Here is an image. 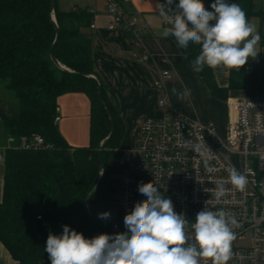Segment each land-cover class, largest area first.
Masks as SVG:
<instances>
[{
  "label": "trees",
  "instance_id": "1",
  "mask_svg": "<svg viewBox=\"0 0 264 264\" xmlns=\"http://www.w3.org/2000/svg\"><path fill=\"white\" fill-rule=\"evenodd\" d=\"M52 2L0 0V84L17 99L11 106L0 102V123L5 135L19 138L39 134L45 139V146L39 150H9L4 162L0 241L20 264H51L44 250L47 237L50 232L62 234L64 225L85 238L109 234L110 216L100 219L99 214H112L120 192L119 178L109 168V161L121 143L125 123L95 70L92 35L84 31L94 14L79 6L63 10L58 0L54 6ZM178 2L174 0L172 7ZM250 3L236 1L247 19L253 15ZM57 27L59 41L53 52L66 70L51 57ZM200 49L191 42L188 48H180L190 64ZM196 74L220 99L227 98L229 89L245 85L244 67L231 69L227 88L218 85L214 69L205 66ZM69 92H83L90 99L88 146H71L59 130L58 98ZM113 128L103 152L104 178L90 198L88 210L86 199L101 175V144Z\"/></svg>",
  "mask_w": 264,
  "mask_h": 264
},
{
  "label": "built area",
  "instance_id": "2",
  "mask_svg": "<svg viewBox=\"0 0 264 264\" xmlns=\"http://www.w3.org/2000/svg\"><path fill=\"white\" fill-rule=\"evenodd\" d=\"M127 1L106 0L107 12L115 23L138 36L139 18L125 10ZM170 17L174 14L170 13ZM165 25L171 26L167 19ZM91 27L96 25L92 23ZM109 27L114 29L115 25ZM172 75L164 70L155 85L161 88ZM171 105L167 94L162 93L158 101L160 113L143 119L139 135L121 161L120 192L110 215L109 235L127 231L125 215L146 199L138 186L153 182L162 196L172 200L175 212L188 221L186 232L190 238L194 236L191 223L200 211L224 210L238 222L233 229L236 239L228 264H264V98L229 99L224 132ZM193 145L199 146L204 155L193 151ZM44 146L45 139L39 134L19 138L5 135L0 141V164L9 150H39ZM233 158H241L242 164L239 166ZM208 167L214 170L208 172ZM232 167L246 175L244 191L230 183ZM220 184L225 194L217 199L215 192Z\"/></svg>",
  "mask_w": 264,
  "mask_h": 264
},
{
  "label": "clouds",
  "instance_id": "3",
  "mask_svg": "<svg viewBox=\"0 0 264 264\" xmlns=\"http://www.w3.org/2000/svg\"><path fill=\"white\" fill-rule=\"evenodd\" d=\"M173 3L165 0L157 5L159 15L171 25L162 35L173 36L180 48H188L190 42L201 46L191 62L194 72H202L205 66L239 70L250 58L257 57L261 37L240 5L214 0L208 10L203 0H179L175 8ZM172 12L174 17H170ZM172 91L178 99L190 94L188 90ZM192 148L204 155L199 146ZM229 181L240 191L248 183L246 175L235 167L229 169ZM138 191L146 199L125 215L126 232L85 238L67 225L60 235L50 232L44 250L51 264H206L209 260L211 264H228L236 239L233 229L238 226L234 216L224 210H202L191 223L194 236L190 238L186 232L188 221L175 212L172 200L162 196L153 182L141 183ZM224 194L223 184L218 185L216 198ZM109 216V212L99 214L100 219Z\"/></svg>",
  "mask_w": 264,
  "mask_h": 264
},
{
  "label": "crops",
  "instance_id": "4",
  "mask_svg": "<svg viewBox=\"0 0 264 264\" xmlns=\"http://www.w3.org/2000/svg\"><path fill=\"white\" fill-rule=\"evenodd\" d=\"M75 7H86L93 12L92 23L86 33L92 35L93 56L97 75L106 84L109 99L125 123V132L116 151L125 155L133 146L140 132L143 119L160 113L158 101L162 93L176 110L188 117L215 124L224 132L228 120V101L234 98H264V0H251L252 12L248 20L255 24L261 37L258 55L250 58L245 68L244 87L229 89L227 98L213 95L205 80L197 75L180 50L173 36L163 37L165 18L159 15L158 4L163 0H129L126 11L138 16V36L128 32L107 12L106 0H74ZM237 0H226L235 3ZM211 10L214 0H203ZM175 15V14H174ZM115 28L110 29L109 25ZM164 70L173 77L158 88L155 82ZM219 86L227 88L231 81V69H214ZM178 92L190 94L178 99ZM58 127L73 147L90 143L91 102L83 92H69L58 98ZM3 182L0 186L2 189ZM0 264H20L0 241Z\"/></svg>",
  "mask_w": 264,
  "mask_h": 264
},
{
  "label": "rangeland",
  "instance_id": "5",
  "mask_svg": "<svg viewBox=\"0 0 264 264\" xmlns=\"http://www.w3.org/2000/svg\"><path fill=\"white\" fill-rule=\"evenodd\" d=\"M58 4H59V7L63 10H71L76 4H81V3H76V1L74 0H58ZM0 102L7 106L17 104V99L14 93L10 90H7L5 86H3L2 84H0ZM4 136H5V131L0 123V141L4 139ZM125 156L126 155L122 153V151L115 150L109 161V168L114 170V174L118 178L121 174V166H122L121 161L124 159ZM233 160L239 166L243 162L241 158H233ZM4 175H5V165L3 163V164H0V186L4 180L3 179Z\"/></svg>",
  "mask_w": 264,
  "mask_h": 264
},
{
  "label": "water",
  "instance_id": "6",
  "mask_svg": "<svg viewBox=\"0 0 264 264\" xmlns=\"http://www.w3.org/2000/svg\"><path fill=\"white\" fill-rule=\"evenodd\" d=\"M54 1H55V0H53V2H52V6H54ZM52 19H53L54 22H56V20H55V15H54L53 12H52ZM58 41H59V28L57 27V37H56V40H55V42L53 43V45H52V47H51V57H52V60H53L57 65H59L60 67H62L63 69H65V67L62 66V65L60 64V62L57 60V58H56V56H55V54H54V52H53V50H54V48H55V46H56V44H57ZM65 70H66V69H65ZM100 99H101V101H103L102 98H100ZM107 112L109 113V115H111V112H110L109 108H107ZM113 132H114V128L112 129V131H111V133L109 134V136H108V137L102 142V144H101V148H100V162L103 161V152H104V150H105V148H106V145L108 144V141H109L110 138L112 137ZM103 174H104V165H103V162H102V163H101V175H100V179H99V181H98V183H97L95 189L90 193V195L87 197L86 202H85V205H86V208H87V209H88V202H89L90 198H91L92 195L95 193V191H96V189L98 188V186L100 185V182H101L102 178H104V177H103ZM88 210H89V209H88Z\"/></svg>",
  "mask_w": 264,
  "mask_h": 264
}]
</instances>
